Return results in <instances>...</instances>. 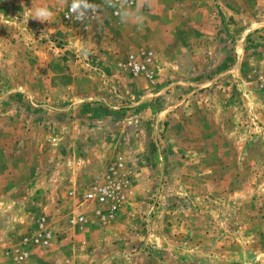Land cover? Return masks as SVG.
Listing matches in <instances>:
<instances>
[{
    "label": "rangeland",
    "instance_id": "rangeland-1",
    "mask_svg": "<svg viewBox=\"0 0 264 264\" xmlns=\"http://www.w3.org/2000/svg\"><path fill=\"white\" fill-rule=\"evenodd\" d=\"M70 1L0 0V264H264V0Z\"/></svg>",
    "mask_w": 264,
    "mask_h": 264
},
{
    "label": "built area",
    "instance_id": "built-area-1",
    "mask_svg": "<svg viewBox=\"0 0 264 264\" xmlns=\"http://www.w3.org/2000/svg\"><path fill=\"white\" fill-rule=\"evenodd\" d=\"M94 0H72L64 7L60 9V18L65 23L73 22L78 18H88L91 16L94 11L95 7L93 5ZM116 2H120V0H113ZM118 11L115 10V13ZM150 56L145 55L144 57L140 58L135 53H128L123 59V66L127 68V70L133 74L138 73H145L149 75L150 67L148 63L150 62ZM98 179L95 181L93 185H91L88 189L83 192L76 193L73 190H69L67 192V197L74 201L77 207H83L84 209L90 208L91 218L93 220H99L102 223H108L112 220L116 213L124 201L125 192L123 189V184L117 180H100ZM87 214V212L83 210L77 211L73 214L69 221L72 224H84L88 221H91ZM42 222L37 224L40 226ZM34 238L31 239V235L26 237L25 239L22 238L25 242H39L38 233L33 236ZM44 242L48 241V238H44ZM29 254L28 250H22L19 253V257H25ZM18 257V255L16 256Z\"/></svg>",
    "mask_w": 264,
    "mask_h": 264
},
{
    "label": "crops",
    "instance_id": "crops-1",
    "mask_svg": "<svg viewBox=\"0 0 264 264\" xmlns=\"http://www.w3.org/2000/svg\"><path fill=\"white\" fill-rule=\"evenodd\" d=\"M12 201H13V200H12ZM14 205H15V201H14ZM20 208H21V207H19V209H20ZM27 228H30V229H27V230H29L28 232H29V234H31L30 232L34 230L35 226H34V225H32V226L30 225V226L27 227ZM20 239H21V237L19 238V240H20ZM19 240H18V241H19ZM3 254H4V253H3ZM5 263H6V262H5Z\"/></svg>",
    "mask_w": 264,
    "mask_h": 264
}]
</instances>
